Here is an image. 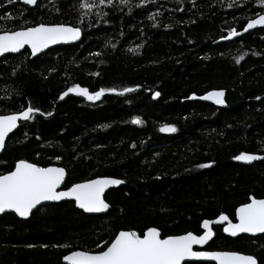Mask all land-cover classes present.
I'll return each mask as SVG.
<instances>
[{"label": "trees", "instance_id": "1", "mask_svg": "<svg viewBox=\"0 0 264 264\" xmlns=\"http://www.w3.org/2000/svg\"><path fill=\"white\" fill-rule=\"evenodd\" d=\"M228 2L155 0L138 6L139 0H116L104 7L107 16L84 18L78 43L33 58L28 49L0 58V115L29 102L52 113H37L8 136L0 172L27 159L65 168L64 188L98 176L124 182L105 193L110 207L104 214L88 215L63 201L26 220L0 215V264H64L70 251H96L120 230L200 234L203 219L223 212L234 220L235 208L250 196L264 198V159H234L241 152L264 157V28L220 39L231 27L242 29L264 5L241 0L228 8ZM5 15L10 19L0 25L7 29L41 22L76 26L79 0H38L33 8L0 0V17ZM77 84L90 92H117L106 91L97 101L76 93L59 98ZM123 88L133 91L120 94ZM210 90H223L225 103L199 100ZM133 117L143 123L133 124ZM165 124L177 131L161 133ZM212 228L207 249L250 254L264 264V234L228 237L221 226Z\"/></svg>", "mask_w": 264, "mask_h": 264}, {"label": "snow or ice", "instance_id": "2", "mask_svg": "<svg viewBox=\"0 0 264 264\" xmlns=\"http://www.w3.org/2000/svg\"><path fill=\"white\" fill-rule=\"evenodd\" d=\"M12 3L13 0H8ZM26 5H35L37 0H22ZM130 0H119V5H128ZM155 0H139L138 6H144ZM241 0H229L228 8H235ZM116 0H79L80 20L76 26L64 23H35L29 26L25 23L16 29H7L0 25V56L6 53H19L25 46L31 51L32 56H36L44 49L58 42L77 41L81 37L82 27L80 26L84 18L95 12L99 17L107 16L104 11L105 6H113ZM257 3L264 5V0H257ZM132 9L129 8L131 13ZM159 15V13H156ZM0 19H10L8 15ZM149 19H154L149 14ZM97 20V23H100ZM107 23V20L103 21ZM91 27V21H89ZM158 25L154 24L153 27ZM258 26H264V12L256 13L255 18H248L242 31L231 27L227 36H221V40L231 39L242 35ZM170 28L171 25H165ZM115 47V45H112ZM140 45L130 48L129 51H137ZM89 55L99 56L100 53H90ZM258 55V53H257ZM244 58L243 54L235 57L236 63ZM117 92L116 88H101L98 91L90 92L87 87L79 84L68 87L60 95L63 99L69 93H76L88 101L99 100L105 92ZM133 91L132 88H123L120 94ZM160 96L159 92H154L153 97ZM195 98V94L192 97ZM205 100H213L218 105H223L224 91L215 90L208 92L201 97ZM257 99H260L257 97ZM40 113L44 116H51V112L43 113L39 107L31 102L18 111L8 115H0V150L6 143L9 133L18 127V121H32L35 115ZM133 124H141L143 121L139 117H133ZM106 127V126H105ZM160 132L174 133L176 127L171 124L162 125ZM60 156H56L59 161ZM237 161L251 162L253 160L264 159L256 154L241 152L234 157ZM210 164H200L198 167H209ZM66 170L63 167L48 166L42 167L37 163L29 162L27 159L15 161L12 170L0 172V213L6 211L14 212L21 218H27L32 211L45 201H60L68 198L74 200L76 206L85 212H104L110 206L105 202V190L113 185H120L122 180L107 176H98L83 182L73 183L64 190L61 185L65 180ZM249 202L241 203L235 208L234 223L228 215L221 212L215 221L204 219L201 227L202 234H194L187 231L180 235H168L162 238L161 232L155 227H148L142 232L134 230H120L110 242L104 246L97 245L96 251L73 250L63 256L67 264H182L188 258L206 259L215 261V264H257V259L253 255L242 254L235 251H196L194 245H205L214 235L212 225L224 223L223 232L235 237L240 233L264 234V198L250 196ZM103 243V242H102ZM66 246V245H65ZM32 247V245H29Z\"/></svg>", "mask_w": 264, "mask_h": 264}, {"label": "water", "instance_id": "3", "mask_svg": "<svg viewBox=\"0 0 264 264\" xmlns=\"http://www.w3.org/2000/svg\"><path fill=\"white\" fill-rule=\"evenodd\" d=\"M20 1V3L21 4H24L23 2H22V0H19ZM37 2H38V0H37ZM37 4V3H36ZM35 4V5H36ZM24 5H26V4H24ZM35 5H27V6H29V7H31V8H33V7H35ZM246 24V23H245ZM245 24H244V26H245ZM244 26H243V28H244ZM243 28L242 29H240L239 31H242L243 30ZM258 28H264V26H258V27H256V28H254V29H258ZM254 29H251V30H249V31H247V32H242V35L243 34H246V33H248V32H251V31H253ZM239 37V36H238ZM234 38H236V37H233V38H231V39H226V40H232V39H234ZM82 39V33H81V37H80V39L79 40H77V41H67V42H58V43H56V44H52V45H50L48 48H46V49H44L41 53H39V54H37L36 56H39V55H41V54H43L44 52H46L47 50H49V49H51V48H53V47H56V46H59V45H70V44H76V43H78L80 40ZM25 49H28V47L27 46H25ZM24 49H22L21 51H23ZM20 51V52H21ZM28 51H29V53H30V57L31 58H33V57H36V56H32L31 55V51H30V49H28ZM19 52V53H20ZM7 54H18V53H6V54H4V55H2V56H0V58H2V57H4V56H6ZM210 91H215V90H210ZM210 91H208V92H210ZM208 92H206V93H204V94H202V95H200L198 98H199V100H201V101H204V102H209V103H213V104H216L213 100H205V99H201V97H203V96H205ZM8 114H12V113H7V114H1V115H8ZM21 122H24V121H18V127H19V125H20V123ZM17 127V128H18ZM16 128V129H17ZM16 129H14L13 130V132L16 130ZM13 132H11V133H9V135L10 134H12ZM161 133H164V134H171V133H165V132H161ZM8 135V136H9ZM8 138V137H7ZM7 138H6V140H7ZM3 150V149H2ZM2 150H0V153L2 152ZM48 166H56V167H61V166H57V165H48ZM48 166H44V167H48ZM107 177H109V176H107ZM112 178H114V177H112ZM65 179H66V174H65ZM92 179H94V178H92ZM118 179V178H117ZM121 180V179H120ZM85 181V180H84ZM123 181V180H122ZM81 182H83V181H81ZM64 183H65V180H64V182L62 183V185H61V189L60 190H64V189H66V188H64ZM77 183H79V182H77ZM124 184V182L122 183V184H120V185H113V186H110L108 189H106L105 190V193L108 191V190H110V189H112V188H117V187H119V186H121V185H123ZM70 187V186H69ZM105 195V194H104ZM67 200H72V199H68V198H65V199H62V200H60V201H45V202H42L41 203V205H38L37 206V208L36 209H34L33 211H32V213L34 212V211H36L38 208H40V207H42V206H44V205H47V204H54V203H59V202H62V201H67ZM105 202H106V200H105ZM107 203V202H106ZM75 206H76V204H75ZM110 206V205H109ZM76 208L77 209H79L77 206H76ZM109 209V208H108ZM108 209L106 210V211H104V212H85L84 210H82V209H79V210H81V211H83L85 214H88V215H99V214H104V213H106L107 211H108ZM6 212H11L10 210L9 211H6ZM2 214H4V213H0V215H2ZM31 215V214H30ZM235 215V214H234ZM17 216V215H16ZM219 216V215H218ZM217 216V217H218ZM19 219H21V220H26V219H28L29 217H27V218H21V217H19V216H17ZM216 217V218H217ZM216 218H214V219H209V220H213V221H215L216 220ZM204 220V219H203ZM202 220V221H203ZM234 223L236 222V219L235 220H232ZM224 223H226V222H222V223H219V224H213L212 225V227L214 226V225H221L222 226V233L224 234V235H226V236H228V237H233V236H231L230 234H228V233H224L223 232V227H224ZM156 228V227H155ZM158 229V228H157ZM200 229H201V232H200V234H202L203 233V229H202V227H201V223H200ZM146 230V229H145ZM213 232H214V230H213ZM186 233V232H185ZM181 234H184V233H181ZM195 234V233H194ZM258 234H262V233H257V234H248V233H240V234H238V235H248V236H255V235H258ZM177 235H180V234H177ZM197 235H199V234H197ZM214 235H215V232H214ZM214 235H213V237L205 244V245H203V246H200V245H194L193 246V249L195 250V248H200L199 250H196V251H232V250H206V249H203L204 247H206L209 243H210V241L214 238ZM237 235V236H238ZM168 236V235H167ZM237 236H235V237H237ZM165 237V236H164ZM163 238V237H162ZM235 252H238V251H235ZM239 253H241V252H239ZM68 254V253H67ZM242 254H245V253H242ZM247 255H250V254H247ZM62 262L64 263V264H67V262L66 261H64L63 260V258H62ZM185 262H211V263H214L215 264V261H211V260H206V259H197V258H188V259H186L185 261H182V264L183 263H185ZM257 264H258V261H257Z\"/></svg>", "mask_w": 264, "mask_h": 264}, {"label": "flooded vegetation", "instance_id": "4", "mask_svg": "<svg viewBox=\"0 0 264 264\" xmlns=\"http://www.w3.org/2000/svg\"><path fill=\"white\" fill-rule=\"evenodd\" d=\"M48 205V204H47ZM45 206V205H44ZM43 207V206H42ZM42 207H40V208H42ZM40 208H38V209H40ZM6 213H12V214H14L13 212H6ZM15 215V214H14ZM16 216V215H15ZM17 217V216H16ZM18 218V217H17ZM219 226H221V225H219ZM221 230H222V226H221ZM200 248H195V250H199ZM203 249H206V250H210V249H207V247H204ZM188 263H193V262H185V263H183V264H188Z\"/></svg>", "mask_w": 264, "mask_h": 264}, {"label": "bare ground", "instance_id": "5", "mask_svg": "<svg viewBox=\"0 0 264 264\" xmlns=\"http://www.w3.org/2000/svg\"><path fill=\"white\" fill-rule=\"evenodd\" d=\"M253 18H255V17H253ZM113 189V188H112ZM67 201H72L73 203H74V206H75V202H74V200H67ZM63 202V201H62ZM247 202H249V200L247 201ZM246 202V203H247ZM76 207V206H75ZM238 207V206H237ZM14 213V212H13ZM15 214V213H14ZM234 214H235V212H234ZM16 215V214H15ZM234 220H235V215H234ZM202 222V221H201ZM214 226H219V225H214ZM80 250V249H79ZM211 263V262H210ZM214 264V263H213Z\"/></svg>", "mask_w": 264, "mask_h": 264}]
</instances>
